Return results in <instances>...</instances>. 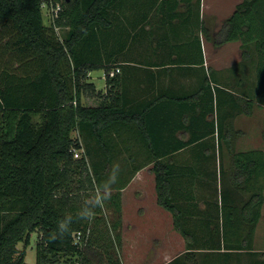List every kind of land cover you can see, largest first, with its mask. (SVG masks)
I'll return each instance as SVG.
<instances>
[{"label": "trees", "instance_id": "16d2710c", "mask_svg": "<svg viewBox=\"0 0 264 264\" xmlns=\"http://www.w3.org/2000/svg\"><path fill=\"white\" fill-rule=\"evenodd\" d=\"M44 1L49 7L43 5ZM58 2L60 8L55 12ZM126 4L125 0H0V21L17 32L16 39L7 41L6 46L20 48V59L26 58L22 61L23 74L8 67L0 74V264H25L31 234L36 230L40 231L36 264H124L118 249L122 246L121 190L151 161L134 163L131 170H125L129 176L120 175L113 186L118 190L111 199L117 216L111 222L92 227L88 220L74 219L70 233L63 239L52 240L51 236L58 222L65 215L75 218L81 206L73 200L70 185L76 169L79 181L87 169V183L79 188L97 185L110 171L98 169L92 174L86 157L74 156L75 149L83 146L73 131L91 133L112 159L117 122L132 116L117 112L112 102L103 101L99 106L82 102L83 91L90 95L102 93L87 81L89 69L105 67L106 79L116 78V72L111 74L116 67L99 59V43L123 35L120 13L128 9ZM44 8L51 13L50 23L45 22ZM115 25L118 33L114 32ZM60 28L65 30L62 39L57 36ZM203 31L210 37L205 25ZM102 36L106 38L100 40ZM129 38L123 35L119 40L124 46ZM230 40H241L243 58L250 60L256 72H250L253 82L249 83L253 85L236 81L243 90L235 94L236 98L253 92L264 100V0H242L224 19L217 41L222 44ZM108 46L105 42L107 55H113L115 51ZM36 114L40 116L38 121L34 119ZM227 137L226 133L224 139L231 141ZM218 145L222 147L223 140ZM229 146L230 166L226 169L221 165L213 175L219 187H215V198L205 199L217 208L216 215L214 210L210 214L206 210L214 223L207 227L212 240L202 241L198 239V228L183 221L184 212L173 194L172 163L155 153L152 169L157 201L173 213L174 226L186 239V251L165 264H220V259L227 263L230 259L240 260L242 250H246L250 264H264V252L255 249L264 205V149L236 151ZM123 170L120 174L125 173ZM110 246L114 251L108 250Z\"/></svg>", "mask_w": 264, "mask_h": 264}, {"label": "crops", "instance_id": "0c3cea01", "mask_svg": "<svg viewBox=\"0 0 264 264\" xmlns=\"http://www.w3.org/2000/svg\"><path fill=\"white\" fill-rule=\"evenodd\" d=\"M125 1L128 9L119 13L125 30L123 35L130 38L124 46L119 40L123 35L99 43L100 61L120 67V71L111 81L110 77L106 79L105 67L99 68L103 69L100 77L104 80L100 85L99 76L92 73L94 69H89L87 76V81L93 82L97 90L108 83L113 88H105L98 95L83 91L82 102L88 106L112 102L117 112L132 115L130 121L124 118L117 122V132L112 138L113 160L151 162L139 169L122 189L121 256L124 264H140L141 259H148L147 264H165L186 251V239L175 228L173 213L157 201L152 169L155 153L173 165V194L184 212L183 221L198 228L199 240H212L207 227L214 223L206 210L209 214L214 210L216 215L217 208L208 205L205 200L208 198L202 197L204 194L200 195L204 191L197 192V184L205 177L212 179L219 171L210 154L211 147L221 137L225 138L226 133L228 139L235 130H252L264 100L253 92L236 98V81L253 82L249 64L243 58L241 40L217 44L213 36L204 34L206 12L202 0L199 4L198 0ZM227 1L230 4H227L226 18L242 0ZM210 10L212 18L223 17L218 6L213 4ZM116 25L113 28L118 33ZM105 42L115 51L113 55H107ZM226 51L230 53L223 62L220 55ZM81 57L88 63L86 57ZM262 115L260 124L264 123V109ZM100 152L109 159L102 147ZM132 186L135 189L131 195L137 200L129 202L126 191ZM149 192L154 198L152 202L144 197ZM140 194L143 196L138 199ZM261 218L264 219V205ZM140 226L150 228L145 245H139L136 237ZM139 246H143L142 250ZM236 262L240 263L238 259L231 263Z\"/></svg>", "mask_w": 264, "mask_h": 264}, {"label": "rangeland", "instance_id": "374dc122", "mask_svg": "<svg viewBox=\"0 0 264 264\" xmlns=\"http://www.w3.org/2000/svg\"><path fill=\"white\" fill-rule=\"evenodd\" d=\"M230 1V0H229ZM227 0H202V4H203V9H205V16L203 19V22L206 26H208L210 35L213 36L214 40L216 41L217 44L218 43V39H219V31L221 26L223 25V21L226 18L225 15H227L228 13V6L227 4ZM218 6V9L220 11V13L223 15V17L220 15L217 19L216 18H212L211 17V6L212 5ZM49 10V9H48ZM44 8V12H45V22L46 23H50L51 22V13L50 11H48ZM204 11V10H203ZM65 30L60 28L59 31L57 32V36L58 38L62 39L64 38L65 35ZM17 32L15 30H13L10 26L9 23H4L3 21H0V74L2 73V69L4 67H8L10 70L15 71L18 74H23V66H22V61L25 60L26 58L24 57L22 58L21 53H23L21 51L20 48L17 47H8L6 46L7 41H10L9 43H11L14 39H16L17 37ZM8 43V44H9ZM210 43V42H209ZM2 46V47H1ZM227 53H230L229 51H226V53H223V55H220L221 61H226L228 58ZM245 62H247L248 65V69L249 72L252 73V70L254 71V75L256 74L255 69L253 66L251 67V62L250 60H245ZM251 67V68H250ZM92 73H94L93 75H97L99 76L97 79L98 85H100L101 83L104 82V80L102 79V77H100L103 73V69H94V71H92ZM246 84V83H245ZM253 83H247V85H252ZM105 88L111 89L113 88L112 86H110V84L108 83V85L104 86L103 88L101 87V92L103 94V90ZM234 89L237 92L243 91L242 87L238 84V83H234ZM244 94H241L240 97L243 98ZM264 109V105H262V107ZM263 109L260 110L259 115H257L256 117V123L254 124V127L252 130H235L234 133H232V138L231 141H234V144H232L234 147L233 149L236 151L239 150H246V149H250V148H255V147H261L264 149V138H263V129H264V123L260 124V122L263 119ZM260 114H261V118H260ZM39 115L36 114L34 115V119L35 121L39 120ZM240 125V124H238ZM73 135L75 137H79V140L82 143V148H78L75 149L74 152V156L75 157H81V156H85L87 159V167L89 169V171L92 174H95V170L98 169H102V171H107L110 170L111 165L116 162L115 160L112 159H107L105 158L103 155H101V147L99 146L98 142L96 141L95 137L91 134V133H85V134H81L80 131H78V129H75L73 131ZM224 145L222 147H219L220 145L215 144V147H211L210 149V154L213 155V159L217 164L218 169H220L221 165L226 167V169H228V167L230 166V149L232 148L231 146L228 147V142L221 137L220 138V142H222ZM121 165V170L124 169L125 170H131L134 163H125V162H121L118 161ZM78 169H76L75 171V178L72 179L70 181V185L72 186V197L73 200H75L76 202H78L79 204H82V201L92 193L93 189L96 187V184L93 183V187L91 185V188H79L80 185H84L85 183H87V176H86V172L87 169L84 170L82 177L83 180L79 181V173H77ZM128 173V174H127ZM125 176H129V171H125V173L120 174L121 176L124 175ZM213 177L212 179H210L209 177H205L202 181H199L197 184V192H201L204 191L203 193H201L200 195H203L202 197L205 198H215V187H219V182H217ZM130 182V180H129ZM128 182V183H129ZM127 183V184H128ZM85 187V186H82ZM125 188V187H124ZM123 189V188H122ZM133 189H135V186L130 187L127 191H126V198L127 200L130 202L132 200H137L133 195H131ZM118 190L113 188L112 191V195L115 194ZM123 191V190H121ZM205 193H209L208 195H206ZM140 199L143 194L137 195ZM145 199H147L148 201H153L154 198L151 194V192L147 193L146 196H144ZM112 199V197H111ZM217 199H219V195H217ZM122 200H123V194H122ZM114 204L113 202L110 200L108 202H106V206L105 208L102 209L101 212H93L92 217L89 221V224L93 227L95 223H97L100 227L103 225H106V221H112L115 216H117V212L114 211ZM141 231L139 232V235H136L137 240H138V244H142L145 245L147 243V241L145 240L147 238V234L148 232H150V228L146 227V226H140ZM98 230V228H97ZM145 232V233H144ZM40 237V231L36 230L34 232H32L31 234V242L27 247V255H26V261L27 264H36L37 263V259H36V243L38 241ZM106 237V236H105ZM20 247H23L22 243H19ZM122 245H123V238H122ZM140 249L142 250L143 246H139ZM109 251H114L112 246L107 247ZM117 249V247H116ZM119 252L121 254L122 251V246L118 248ZM255 249L256 250H264V219L261 218L260 222L258 223L257 226V230H256V238H255ZM245 251L246 250H242L241 253V259L239 260V264L243 263L246 264L248 262H250V258L248 256L245 255ZM184 252V251H183ZM202 252H205V250H202ZM235 256V255H233ZM198 257L200 258L201 255H198ZM148 259H141V263L140 264H147L149 263L147 261ZM235 259H230L227 261V263H225V261H223V259H220V264H233L231 263L232 261H234ZM234 264H237L234 263Z\"/></svg>", "mask_w": 264, "mask_h": 264}, {"label": "clouds", "instance_id": "9594fccd", "mask_svg": "<svg viewBox=\"0 0 264 264\" xmlns=\"http://www.w3.org/2000/svg\"><path fill=\"white\" fill-rule=\"evenodd\" d=\"M121 173V165L119 162H114L111 165L110 171L106 178L99 182L93 189L92 193L88 195L78 209L76 217L72 215H65L57 224L55 234L51 236L52 240L63 239L71 231V225L74 219L78 220H90L93 212L96 209H103L106 206V202L111 200L113 186L119 181Z\"/></svg>", "mask_w": 264, "mask_h": 264}, {"label": "built area", "instance_id": "2783aa9c", "mask_svg": "<svg viewBox=\"0 0 264 264\" xmlns=\"http://www.w3.org/2000/svg\"><path fill=\"white\" fill-rule=\"evenodd\" d=\"M43 5L47 8V7H49L48 6V4H47V2H43ZM60 8V4H59V2L56 4V7L54 8V10L53 11H55V12H57L58 11V9ZM120 71V67H116V68H114L112 71H111V74H114L115 72H119ZM77 237H80V232L77 234ZM42 264H48V263H42ZM56 264H58V263H56Z\"/></svg>", "mask_w": 264, "mask_h": 264}]
</instances>
